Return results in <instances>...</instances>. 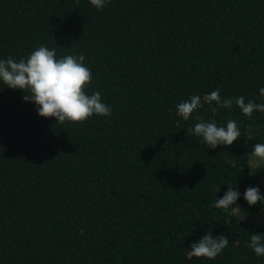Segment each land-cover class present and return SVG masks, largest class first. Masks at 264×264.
I'll return each instance as SVG.
<instances>
[{
	"label": "trees",
	"instance_id": "16d2710c",
	"mask_svg": "<svg viewBox=\"0 0 264 264\" xmlns=\"http://www.w3.org/2000/svg\"><path fill=\"white\" fill-rule=\"evenodd\" d=\"M41 45L84 55L86 91L112 111L56 124L0 82V264H264L247 246L264 210L243 199L248 187L264 196L246 155L264 143V113L177 115L217 89L264 103V0H0V59ZM196 117L232 119L241 138L208 149L188 132ZM228 183L244 221L212 207ZM209 231L228 246L190 257Z\"/></svg>",
	"mask_w": 264,
	"mask_h": 264
},
{
	"label": "clouds",
	"instance_id": "9594fccd",
	"mask_svg": "<svg viewBox=\"0 0 264 264\" xmlns=\"http://www.w3.org/2000/svg\"><path fill=\"white\" fill-rule=\"evenodd\" d=\"M90 4L102 10L111 0H89ZM0 82L4 88L19 90L24 95L23 101L37 106L38 115L45 119L54 118L56 124H83L95 116L108 117L111 108L102 102L99 92L89 95L86 91L92 82V72L85 65L84 55H65L57 58L55 49H49L46 45L39 46L32 51L27 58L15 60L12 57L0 59ZM259 95L264 97V88L259 90ZM233 104L239 107L241 112L251 118L254 112L264 113V103H256L244 97L222 99L219 89L205 94L202 97L194 95L187 101H181L177 105V115L184 121L192 118V114L208 105L213 115L219 109H231ZM198 122L188 129L193 136L202 140L208 149L217 147H231L241 138V131L236 121L229 119L225 126H217L214 120L205 122L202 117H196ZM251 140V136L249 139ZM250 155V176H254L258 170H264V143H255ZM228 190L222 198L216 199L212 207L221 209L232 216H242L243 213L237 204L240 193L236 190V184L228 183ZM220 190V189H219ZM218 190V191H219ZM243 199L249 207H255L258 203L264 210V196L259 187H248ZM229 239L224 235L213 238L209 231L197 243L191 245L188 255L197 259L214 260L228 246ZM257 257H264V234L251 233L250 242L247 245Z\"/></svg>",
	"mask_w": 264,
	"mask_h": 264
},
{
	"label": "rangeland",
	"instance_id": "374dc122",
	"mask_svg": "<svg viewBox=\"0 0 264 264\" xmlns=\"http://www.w3.org/2000/svg\"><path fill=\"white\" fill-rule=\"evenodd\" d=\"M254 149V145L249 148V153H251ZM251 163V157L249 155V165ZM251 171V169H250ZM255 180H257L260 185L264 188V170H258L254 176H252Z\"/></svg>",
	"mask_w": 264,
	"mask_h": 264
}]
</instances>
